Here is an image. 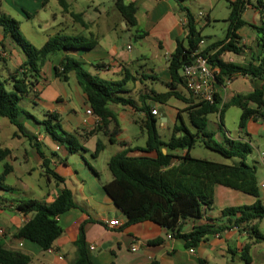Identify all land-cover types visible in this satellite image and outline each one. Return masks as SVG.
<instances>
[{
  "label": "crops",
  "instance_id": "obj_1",
  "mask_svg": "<svg viewBox=\"0 0 264 264\" xmlns=\"http://www.w3.org/2000/svg\"><path fill=\"white\" fill-rule=\"evenodd\" d=\"M65 1L69 11L80 14L81 20L86 24L85 27L74 20L69 12L63 11L56 0H1L0 13L16 19L23 37L35 47H40L53 35H70L67 29H75L76 25L86 29L88 35L85 38L97 40L91 49L59 51L50 56L42 65L41 76L32 91L20 100L23 103L22 109L38 120L43 119L49 112L57 113L62 128L74 134L82 149L75 153L67 152L64 146L43 131L40 124L29 118L22 119L26 131L22 134L10 126L13 124L6 117L0 116V148L8 150L6 156L0 160V173L4 163L11 168L3 176L4 184L10 189H0L2 231L0 240L3 246L29 255L28 264H70L76 255L74 241L82 225L86 252L93 264H246L242 258V248L247 243H250L251 257L248 264H264V240L251 243L252 239L249 237L251 226L264 235V218L237 227L227 223L234 217L221 215L223 209L251 205L257 197L222 185L214 186L212 208L206 210L202 218H186L181 222L180 233L189 232L193 226L203 224L207 219L213 220L210 222L215 225H228L221 231L208 235L195 247H186L182 238L172 235L165 228L148 220L125 225L126 217L104 190V185L112 179L107 161L120 151L114 145L124 141L118 134L122 129L118 124L115 126L112 121L107 123L112 126L104 128L95 114H86L85 110L89 105L73 72L68 74L67 81H62L53 74V67L59 64L64 54L79 60L83 68L87 67L85 69L87 72L104 80H120L125 70L134 72L135 77L138 74L137 70L143 71L146 68L147 72H150L146 75L149 79L146 83L138 82L139 77H135V80L131 81L132 92L129 93L125 88L127 94H131L129 97H133L131 98L136 106H140L141 96L147 94L138 92L140 88L154 90L157 83L168 86L171 82L167 69L168 58L175 49L176 40L185 39L187 35L186 20L179 12L177 2L125 0L136 6V25L128 27L114 7L113 0H106L107 3L104 0ZM230 1L233 0H181L193 14L197 27L201 29L202 42L198 44L199 50L223 38L228 24ZM257 4L258 0H249L241 13L244 23L236 31L239 37L236 45L242 46V51L239 53L223 51L218 55L220 60L236 65L249 63L258 65L264 60V51L258 43L257 32L252 27L262 23ZM121 33L137 41L138 49L135 52L129 43L123 45L119 42L117 36ZM1 41L5 55L0 74L5 79L24 61L25 55L9 35L3 36L0 26ZM261 83L258 78L234 74L221 84L215 82L214 91L219 94L222 104L237 94L251 92L254 88L260 87ZM8 86L10 87V84ZM180 87L182 90H185V87L183 85L176 87L182 95L184 92ZM190 97L192 101H197L192 95ZM112 104L114 103H108L107 107L116 115ZM148 104L154 107L153 103ZM246 104L255 107L252 102ZM115 105L120 108L126 106L135 112L127 105ZM185 106L186 103L182 108ZM230 107L237 106H229L224 110L221 126L226 110ZM237 108L241 112L240 108ZM260 111L262 116L248 118L244 127L237 125L234 134L227 132L226 135L222 128L217 126L222 135V142H218L219 144L224 145L226 138L250 144L252 152L248 156L251 162L257 160L258 168L256 165L255 168L258 182L264 177V158L260 156V153L264 152V144L263 148L259 149L257 144L254 145L253 136H264V132H261L264 130V108ZM139 113L142 122L143 113L141 111ZM216 113L219 117V113ZM206 130L212 132V137L215 138L212 129L206 127ZM170 134L171 132H167L162 139L165 140V137L168 139ZM109 136L113 142L109 140ZM97 142L103 144V149L97 156H93ZM37 148L49 160L48 166L63 178L62 182H57L44 174L42 158ZM226 159L227 161L221 163L234 162L231 158ZM244 161L246 162V158ZM258 169L261 171L260 175ZM10 176L13 177L12 180H9ZM62 187L71 190L76 207L56 217L61 233L53 241L51 248L43 250L34 242L14 237L13 233L31 216V214L24 216L15 209L17 201L34 198L49 203ZM258 199L264 206V188H259ZM114 218L119 220V226L108 224V221Z\"/></svg>",
  "mask_w": 264,
  "mask_h": 264
},
{
  "label": "trees",
  "instance_id": "obj_2",
  "mask_svg": "<svg viewBox=\"0 0 264 264\" xmlns=\"http://www.w3.org/2000/svg\"><path fill=\"white\" fill-rule=\"evenodd\" d=\"M56 1L63 11L70 13L74 20L82 26L86 25L81 20L80 14L68 10V4L65 0ZM175 1L178 4L179 12L183 14L186 20L187 35L185 39L176 40L175 49L168 58L167 69L171 82L166 91L149 90L148 94L141 96L142 104L136 106L132 98L120 94L121 91L127 93L123 87L126 82L135 80L129 71L125 70L120 80H104L87 72L83 68L82 62L69 54H64L59 64L53 67V74L60 80L67 81L68 74L74 73L86 102L104 126L110 121L115 126L118 124L116 115L107 107L108 103L127 105L133 110L143 113L140 126L146 135L144 147L127 148L116 152L108 159L107 167L111 172L112 179L104 185V190L126 217L125 225L144 220L151 221L165 228L172 235L182 238L184 245L192 248L208 235L217 233L228 226L215 225L210 222L213 220L207 219L205 223L193 226L189 232L180 233L182 220L186 218L200 219L206 210L212 208L215 185H222L257 197L251 205L232 206L223 209L221 211L222 216L234 217L229 219L227 223L238 227L241 224L246 225L252 220L264 218V206L258 199L259 188L255 165L244 161V158L252 152L250 144L228 138L225 139L224 145L204 140V137L213 138L212 132L206 130L207 114L209 113L218 112L221 122L224 110L229 106H237L241 110L238 121L239 127H244L246 120L250 117L262 116L260 109L264 108V60L258 65L252 63L236 65L218 58V55L223 51L235 53L242 51V46L236 45L239 39L236 31L244 23L241 19V13L249 0L230 1L228 24L223 38L202 48L200 53L207 56L212 66L217 67L216 83L221 84L225 79H230L232 75L241 74L260 79L261 86L254 88L247 94H237L222 104L217 92L213 94L212 103L201 100L192 101L191 98L184 97L176 89L177 85L184 86L179 69L181 71L184 64L192 61L202 36L201 29L197 27L193 14L182 4L181 0ZM113 2L126 26H135L136 6L125 0H113ZM256 8L259 10L262 23L252 27L257 32L258 43L264 51V2L258 0ZM0 26L3 36L9 35L25 55L24 61L10 72L7 78L0 80V116L6 117L16 127V131L22 134L26 133L22 119L29 118L40 124L43 131L64 146L67 152L79 151L82 149L81 144L74 134L62 128L57 113L49 112L43 119L38 120L23 110L19 103L24 95L32 91L41 76L42 65L50 56L59 51L91 49L96 45L97 40L81 35L56 34L49 37L40 47H35L23 37L19 29V22L16 19L0 13ZM1 51H4L2 41L0 42V53ZM3 62L4 57L0 54V68ZM8 84H10L9 88L6 87ZM172 96L186 103L184 110L187 113L188 124L177 111L172 132L167 140H163L156 132L155 123L157 120L155 115L151 114L152 107L145 102V99L150 98L161 103ZM247 102L254 103L255 107L247 106ZM109 140L113 142L111 136H109ZM196 140H201L204 146L217 151L224 158L237 157L240 161L227 164L193 157L190 154V148ZM119 144L122 146L124 142L120 141ZM162 148H165V152H162ZM102 149L103 144L97 142L92 153L93 156H97ZM136 151H140V153H129ZM180 151L182 153H179ZM37 152L42 158L44 174L57 182H62L63 178L48 166L49 160L38 148ZM7 153V149L0 148V160ZM10 169V166L4 163L0 173V189H10L3 182V176ZM73 207H76V204L71 190L67 187H62L49 203L32 198L21 199L17 201L15 209L24 216L27 214H31V216L13 233V236L34 242L43 250L49 249L61 233L56 217ZM249 237L252 239L251 243L264 240V235L252 226L249 228ZM74 246L76 255L70 264H93L86 252L82 225L74 241ZM249 247L250 243H247L242 248V258L246 264L251 261ZM29 262V255L6 249L0 240V264H28Z\"/></svg>",
  "mask_w": 264,
  "mask_h": 264
},
{
  "label": "rangeland",
  "instance_id": "obj_3",
  "mask_svg": "<svg viewBox=\"0 0 264 264\" xmlns=\"http://www.w3.org/2000/svg\"><path fill=\"white\" fill-rule=\"evenodd\" d=\"M105 3H107L106 0H104ZM85 27V26H84ZM67 33L70 35H81L83 37H86L87 31L86 29L80 27L79 25H76V28L72 29V28H68L67 29ZM117 39H120V43H129L130 45H132L133 47V51L135 52L136 49H138V43L135 40H132L130 37H127L124 34H120L117 36ZM121 44V47L124 45ZM84 69H87V67H84ZM92 69V68H91ZM94 70V69H92ZM180 69H179V73H180ZM137 73L135 75V77H139L138 82L141 81L142 83H146L147 74H150V72L146 70V68H144V70L142 71L141 69L137 70ZM131 74L133 75L134 72H131ZM0 80H4V78L2 77V75L0 74ZM131 81H128L125 86H123L124 88H126L127 90H129V93L132 92V87H131ZM127 86V87H126ZM7 88H9L8 85H6ZM168 89V86L165 85H161L159 83L154 85V90H156L157 92H163L166 91ZM181 89V87H180ZM182 95L185 96L186 98H191L190 96L192 95L191 93L189 94V92L185 89L182 90ZM138 92L144 93V92H149V90H146L144 88H140L138 90ZM122 96L126 97L129 96L131 94H127L126 92H122L120 93ZM148 94V93H147ZM136 95V94H135ZM132 97V96H131ZM130 97V98H131ZM133 98V97H132ZM191 100H193L191 98ZM146 103H153L154 107L156 109H160L166 116V126H162L161 122L159 120V114H157L155 116L156 118V123H155V128H156V132L158 133V135L161 138H164V135L167 134V132H172V127L173 123H174V119L176 118V113L177 111L180 112V115L182 117V119L188 124V118H187V113L184 110V108H182L185 105V102L181 99H178L176 97H169L165 102H158V101H154L152 99H145ZM19 106L22 108L23 103H19ZM115 111H116V119H117V123L120 126V128L122 129L121 132H118V134L120 135L121 138H123L124 144L121 146L120 144L118 145H114L116 149H119L120 151L130 148L132 149L133 147H144L145 145V134H144V129H142L140 127V111H132L130 110L128 107H117L118 105L112 104L111 105ZM120 106V105H119ZM132 109V108H131ZM239 116H240V111L237 107H230L229 109L226 110V115L223 121V126H221V122L219 121V117L218 114L216 112L213 113H209L207 114V128L209 130H213L215 132V138H207L204 137V140H209L211 143L213 142H222V135L220 134V130L217 129V126L221 127L222 131L227 135V132H231L232 134L235 133V130L237 129V125H238V121H239ZM143 119V118H142ZM6 120V119H5ZM134 120L138 121V122H134ZM112 126V124L109 125H105L104 128H108L109 126ZM12 128H14L16 130L15 127H13V125H10ZM168 126V127H167ZM264 128V127H263ZM171 130V131H170ZM253 132H255V130H253ZM261 132H264V130H261ZM167 139V137H165V140ZM253 139H255L254 145L257 144V146L259 147V149L263 148V144H264V136L261 137H257L256 135L253 136ZM256 139L258 141H256ZM255 147V146H254ZM255 149V148H254ZM119 152V151H118ZM140 153V151H136V152H129L131 154L134 153ZM190 154L193 157H197V158H204L210 161H216V162H225L227 161L226 158H224L221 154H219L217 151H214L206 146H204V144L202 143L201 140H196V142L193 144V146L190 148ZM253 154H255V151H253ZM250 156L246 157V162L248 164H254L257 166L258 168V163L257 160H255L254 162H251L249 159ZM232 160H234V162H238L240 161L239 158L237 157H233L231 158ZM261 171L260 169H258V175H260ZM37 177V175H35ZM12 180L13 177L10 176L9 180ZM33 182H35V180H33ZM34 199V198H33Z\"/></svg>",
  "mask_w": 264,
  "mask_h": 264
},
{
  "label": "built area",
  "instance_id": "obj_4",
  "mask_svg": "<svg viewBox=\"0 0 264 264\" xmlns=\"http://www.w3.org/2000/svg\"><path fill=\"white\" fill-rule=\"evenodd\" d=\"M202 41L200 40L199 43ZM129 48V46H127ZM3 57L5 55L4 51L0 53ZM217 72V67L212 66L207 59V56L200 53L197 49L194 53L193 59L190 63L184 64L181 68V76L184 83L185 89L192 94L197 100L212 103L214 98V84H215V73ZM86 114H93L90 107L85 110ZM151 114L157 115L158 109L152 107L150 110ZM97 120L99 117L96 116ZM260 156L264 158V152L260 153ZM258 188H264V177L258 182ZM110 226H119L120 222L118 219L114 218L108 221ZM2 231L0 230V235ZM133 250L135 249L132 248ZM190 251H192L190 249Z\"/></svg>",
  "mask_w": 264,
  "mask_h": 264
},
{
  "label": "water",
  "instance_id": "obj_5",
  "mask_svg": "<svg viewBox=\"0 0 264 264\" xmlns=\"http://www.w3.org/2000/svg\"><path fill=\"white\" fill-rule=\"evenodd\" d=\"M159 113V120L161 122L162 125L166 126V116L165 114L159 109L158 110ZM162 152H165V148H162Z\"/></svg>",
  "mask_w": 264,
  "mask_h": 264
}]
</instances>
